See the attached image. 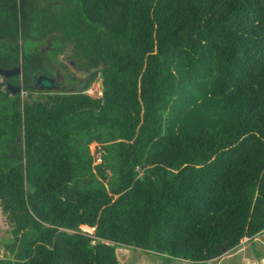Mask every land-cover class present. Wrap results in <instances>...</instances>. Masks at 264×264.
Wrapping results in <instances>:
<instances>
[{
    "label": "trees",
    "instance_id": "16d2710c",
    "mask_svg": "<svg viewBox=\"0 0 264 264\" xmlns=\"http://www.w3.org/2000/svg\"><path fill=\"white\" fill-rule=\"evenodd\" d=\"M68 49L101 96L0 83V264L201 263L264 231V0H0L22 90Z\"/></svg>",
    "mask_w": 264,
    "mask_h": 264
},
{
    "label": "rangeland",
    "instance_id": "374dc122",
    "mask_svg": "<svg viewBox=\"0 0 264 264\" xmlns=\"http://www.w3.org/2000/svg\"><path fill=\"white\" fill-rule=\"evenodd\" d=\"M45 42V41H42ZM45 46V43L42 44ZM50 55L53 56L52 51ZM60 61L64 60L63 55L58 57ZM15 78V77H14ZM3 82L0 76V83ZM4 89L5 86H2ZM102 80L99 75L91 82L88 88L84 89V92L101 96L103 93ZM55 89H38L35 88L31 91V95L28 97L30 100L41 96L45 98V95L55 93ZM59 91V90H58ZM29 91L20 90L19 94L22 100H24ZM91 154L95 157L94 163L99 162L98 150H100V144L97 141H92L89 144ZM10 224L6 220V214L1 211L0 207V257L4 255V247L11 240ZM82 231L92 232L93 228L79 227ZM116 256L119 264H264V231L257 233L252 238L243 236L239 245L232 250H228L221 254L219 257L212 260H208L201 263L191 262L185 259L162 257L163 255H156L153 252L142 251L134 249L133 247L118 246L116 248Z\"/></svg>",
    "mask_w": 264,
    "mask_h": 264
},
{
    "label": "flooded vegetation",
    "instance_id": "af4514ba",
    "mask_svg": "<svg viewBox=\"0 0 264 264\" xmlns=\"http://www.w3.org/2000/svg\"><path fill=\"white\" fill-rule=\"evenodd\" d=\"M44 41L45 42H40L38 44L40 46L41 50L42 49H44V50H51L53 47H51L52 45H50L49 41L48 40H44ZM44 43H45V46H42V44H44ZM69 52H70V50L68 49V50L59 52V54L55 55V58L58 59V60H60L58 58L59 55H63L64 56L65 59L61 61L63 63V65L61 66L59 64L53 63L52 69H51L52 70L51 71V74L50 75H46V76L51 77L53 79V86H52L51 89L57 90L56 92H69L72 89H74V92L77 91L78 90L77 89V86H78L80 77L78 76V74L76 72L79 69L91 70L92 68H98V69H100L102 67V66H99V67H92L91 69H88L86 66H82V65L76 63L73 59H70L68 57ZM51 60H52V58H51ZM100 72L101 71H99V74H98L99 76H100ZM91 74L89 76V79L91 77ZM41 75H43V74H41ZM15 76H19L20 77L19 78V81H20L19 84L16 83V81H15L16 80L15 79L16 77ZM15 76H12L10 78H4L3 76H1V78L5 82V87H6L7 82H11L14 85L20 86V88L22 90V88L24 86V82L22 80V70H21V66H20V73L17 74V75H15ZM100 78H101V76H100ZM101 80H102V78H101ZM88 82H89V80H88ZM102 85H103V80H102ZM28 86H29V88L31 90L30 89H27L29 92L27 93L26 98H28L31 95V91L32 90H34L35 88H37V87H35V88L33 87V82H31L30 84H28ZM27 90L25 89V91H27ZM46 98H47V95H45V98H43V99H46Z\"/></svg>",
    "mask_w": 264,
    "mask_h": 264
},
{
    "label": "water",
    "instance_id": "95a60500",
    "mask_svg": "<svg viewBox=\"0 0 264 264\" xmlns=\"http://www.w3.org/2000/svg\"><path fill=\"white\" fill-rule=\"evenodd\" d=\"M97 69L98 68H92L91 70L79 69L76 72L78 74V76L80 77L79 83L77 86L78 90L82 91V90H84V88L87 87V83H88L90 74L94 71H97ZM19 73H20V65L9 68V69L0 68V75L3 76L4 78H10V77L15 76ZM100 76L103 80V72L102 71L100 72ZM31 80L33 82L34 88L37 87L39 89H42V88L49 89V88H52V86H53V79L51 77L46 76V75H37V76L31 75ZM6 87L12 95L19 94V92L21 90L20 86L14 85L11 82H7ZM69 92H74V89L70 90ZM16 139H17V141H19L20 137L18 136ZM221 249L223 252L227 251V248L225 245H222Z\"/></svg>",
    "mask_w": 264,
    "mask_h": 264
},
{
    "label": "clouds",
    "instance_id": "9594fccd",
    "mask_svg": "<svg viewBox=\"0 0 264 264\" xmlns=\"http://www.w3.org/2000/svg\"><path fill=\"white\" fill-rule=\"evenodd\" d=\"M84 89H86V88H84ZM103 93V92H102Z\"/></svg>",
    "mask_w": 264,
    "mask_h": 264
}]
</instances>
